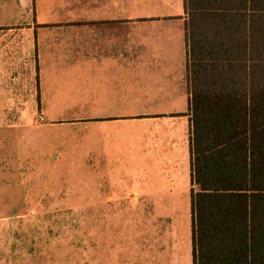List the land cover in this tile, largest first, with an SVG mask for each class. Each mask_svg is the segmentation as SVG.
I'll return each instance as SVG.
<instances>
[{
  "label": "crops",
  "instance_id": "0c3cea01",
  "mask_svg": "<svg viewBox=\"0 0 264 264\" xmlns=\"http://www.w3.org/2000/svg\"><path fill=\"white\" fill-rule=\"evenodd\" d=\"M0 19V118H52L57 109L83 125L95 120L93 162H84L95 172L70 179L85 191L79 204L16 212L79 214V222L42 223L36 230L45 232L25 240L3 239L0 222V264H24L27 254L31 264H179L180 254L192 264L191 224L180 251L169 211L137 206L163 193L150 188L153 178L114 172L165 166L183 120L190 184L186 0H0ZM120 199L130 205H113Z\"/></svg>",
  "mask_w": 264,
  "mask_h": 264
},
{
  "label": "trees",
  "instance_id": "16d2710c",
  "mask_svg": "<svg viewBox=\"0 0 264 264\" xmlns=\"http://www.w3.org/2000/svg\"><path fill=\"white\" fill-rule=\"evenodd\" d=\"M186 8L192 264H264V0Z\"/></svg>",
  "mask_w": 264,
  "mask_h": 264
},
{
  "label": "rangeland",
  "instance_id": "374dc122",
  "mask_svg": "<svg viewBox=\"0 0 264 264\" xmlns=\"http://www.w3.org/2000/svg\"><path fill=\"white\" fill-rule=\"evenodd\" d=\"M7 8L9 9L8 16L12 19L8 24L16 25L18 21L15 15L18 13V8L15 6ZM0 26H2V19H0ZM69 104L77 105L78 103ZM120 104L115 103L114 106ZM138 104L133 105L136 111L142 110L137 107ZM142 104L158 105V103ZM93 105L92 110L96 111L100 108L95 107V103ZM112 109L119 108L112 107ZM53 111L57 109L50 112L52 118H0V222L3 239L7 237L24 240L31 237L36 238L38 237L36 233L45 232L36 230L37 227H44L38 226L39 224L79 222L80 220L81 215L79 214L16 213L34 206L79 204L80 195L85 191L80 189L79 182L70 179L81 173L95 172L94 166H84L86 159L93 162L95 120L87 119L88 121L83 125L81 123H84V119L54 116L60 112ZM179 123L177 150L173 152L165 166H132L128 167V171H125L124 166H120L116 167L114 172L133 173L134 176L147 174L153 178L149 181L150 188L161 190L163 193L159 196L138 199L140 204L137 206L158 205V208L169 211L166 216L177 225L180 251H182L184 239H190L191 221L188 145L187 140H184V132H186L184 122L180 120ZM86 152L92 158H89ZM57 177H62V179ZM120 185L127 188L126 183ZM124 200L120 199L118 200L120 202L113 205H130ZM23 244L29 248L28 242H23ZM27 259H29L28 254L23 257L24 264H31V260ZM37 264L53 263L40 262ZM179 264H186L181 254Z\"/></svg>",
  "mask_w": 264,
  "mask_h": 264
}]
</instances>
